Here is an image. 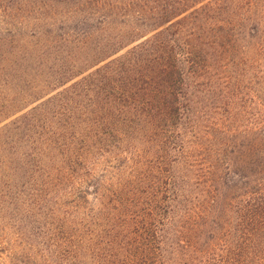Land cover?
Here are the masks:
<instances>
[{
  "label": "trees",
  "instance_id": "1",
  "mask_svg": "<svg viewBox=\"0 0 264 264\" xmlns=\"http://www.w3.org/2000/svg\"><path fill=\"white\" fill-rule=\"evenodd\" d=\"M0 264H264V0H0Z\"/></svg>",
  "mask_w": 264,
  "mask_h": 264
}]
</instances>
